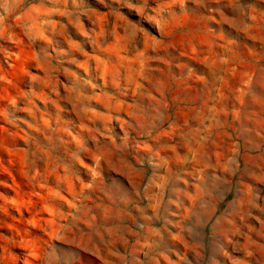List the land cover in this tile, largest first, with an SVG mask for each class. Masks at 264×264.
Segmentation results:
<instances>
[{"label": "rangeland", "instance_id": "1", "mask_svg": "<svg viewBox=\"0 0 264 264\" xmlns=\"http://www.w3.org/2000/svg\"><path fill=\"white\" fill-rule=\"evenodd\" d=\"M0 264H264V0H0Z\"/></svg>", "mask_w": 264, "mask_h": 264}]
</instances>
